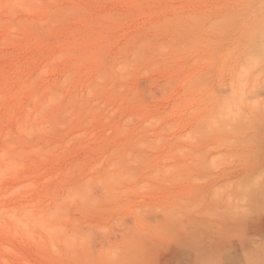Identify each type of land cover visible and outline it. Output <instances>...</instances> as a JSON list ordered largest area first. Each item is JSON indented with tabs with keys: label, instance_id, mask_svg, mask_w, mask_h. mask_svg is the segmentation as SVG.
<instances>
[{
	"label": "rangeland",
	"instance_id": "rangeland-1",
	"mask_svg": "<svg viewBox=\"0 0 264 264\" xmlns=\"http://www.w3.org/2000/svg\"><path fill=\"white\" fill-rule=\"evenodd\" d=\"M0 264H264V0H0Z\"/></svg>",
	"mask_w": 264,
	"mask_h": 264
}]
</instances>
